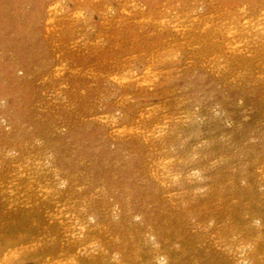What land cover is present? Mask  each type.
<instances>
[{"label":"rangeland","instance_id":"obj_1","mask_svg":"<svg viewBox=\"0 0 264 264\" xmlns=\"http://www.w3.org/2000/svg\"><path fill=\"white\" fill-rule=\"evenodd\" d=\"M221 1L243 56L211 0H0V264H264V0Z\"/></svg>","mask_w":264,"mask_h":264},{"label":"bare ground","instance_id":"obj_2","mask_svg":"<svg viewBox=\"0 0 264 264\" xmlns=\"http://www.w3.org/2000/svg\"><path fill=\"white\" fill-rule=\"evenodd\" d=\"M211 6L213 9L214 3H218V7L215 8V11L218 12V15H213V11L209 13V17L211 18V21L215 19L217 21L215 25V29L211 30L206 26V24L198 23V31L201 33V35H208V40H211V42L214 44V48L218 49L219 56L225 57L226 54L231 53H239L242 56L245 53V45H244V31L247 32V28L245 27L248 25L247 19H245L242 11L236 12L229 9V6L225 2H222L221 0H211ZM192 15V14H188ZM187 15V16H188ZM218 16H221L220 18H217ZM264 15H259L257 17L258 23L256 26L253 27V29L250 31L256 34L257 36L262 33V40H264V27L260 26L259 22H263ZM198 21V19H197ZM245 22V23H244ZM260 27V28H258ZM184 30H179L178 33H182ZM264 45V43H261ZM248 48L247 53H249V48L253 47H246ZM261 96H264V93L261 94ZM108 123L110 127L113 129H117L116 121H114L112 118H108ZM84 154V152H82ZM94 159V158H93ZM70 161V159L68 158ZM156 166L158 167L157 171L152 172V177L155 178L162 186L167 188L166 181L173 179L171 175L169 174L168 168L164 166L162 161L155 162ZM105 175H109L108 170L104 171ZM131 206V204L129 205ZM127 206V207H129ZM126 207V208H127ZM166 255V254H165ZM162 255L167 261L169 260L168 255ZM149 264H158L156 262V258L153 260L151 259Z\"/></svg>","mask_w":264,"mask_h":264}]
</instances>
